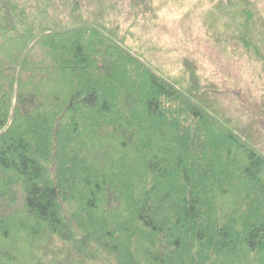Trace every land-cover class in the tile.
<instances>
[{
	"label": "trees",
	"instance_id": "16d2710c",
	"mask_svg": "<svg viewBox=\"0 0 264 264\" xmlns=\"http://www.w3.org/2000/svg\"><path fill=\"white\" fill-rule=\"evenodd\" d=\"M104 5L0 0V264H264V85L169 74ZM213 9L264 82V0Z\"/></svg>",
	"mask_w": 264,
	"mask_h": 264
},
{
	"label": "rangeland",
	"instance_id": "374dc122",
	"mask_svg": "<svg viewBox=\"0 0 264 264\" xmlns=\"http://www.w3.org/2000/svg\"><path fill=\"white\" fill-rule=\"evenodd\" d=\"M103 1L110 19L118 20L125 28L133 27L131 45L151 53L154 64L167 73L176 74L182 57L192 56L198 61L201 71L208 75L233 74L248 77L247 80L258 87L264 85L258 80L261 70L256 74L251 67L243 66L241 70L233 67L236 59L232 61V53H223L224 38L230 31L224 17L214 13L213 7L218 0H155L159 19L145 28L143 23L136 26L129 19L128 0ZM217 36L221 38L219 41Z\"/></svg>",
	"mask_w": 264,
	"mask_h": 264
}]
</instances>
